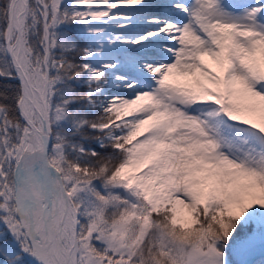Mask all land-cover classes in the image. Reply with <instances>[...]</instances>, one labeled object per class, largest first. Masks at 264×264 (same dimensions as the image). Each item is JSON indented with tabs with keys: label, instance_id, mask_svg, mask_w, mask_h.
<instances>
[{
	"label": "snow or ice",
	"instance_id": "1",
	"mask_svg": "<svg viewBox=\"0 0 264 264\" xmlns=\"http://www.w3.org/2000/svg\"><path fill=\"white\" fill-rule=\"evenodd\" d=\"M0 264H264V0H0Z\"/></svg>",
	"mask_w": 264,
	"mask_h": 264
}]
</instances>
